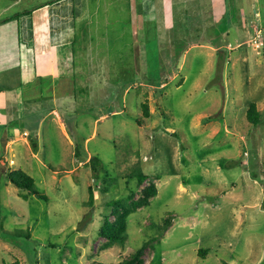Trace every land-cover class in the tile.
Returning <instances> with one entry per match:
<instances>
[{
    "label": "rangeland",
    "instance_id": "374dc122",
    "mask_svg": "<svg viewBox=\"0 0 264 264\" xmlns=\"http://www.w3.org/2000/svg\"><path fill=\"white\" fill-rule=\"evenodd\" d=\"M47 1L0 0V19ZM85 1L74 74L32 100L34 114L55 113L34 133L36 154L9 165L12 151L0 147V264H116L144 241L145 264H264V0H220L210 20L191 11L175 36L159 34L160 18L130 21L120 0ZM15 21L26 39L28 15ZM2 23L5 38L18 33ZM238 52L248 61L231 66ZM144 99L151 117L139 125ZM252 101L257 125L246 119ZM8 166L32 175L46 198L6 185ZM139 172L148 178L137 188ZM150 181L158 192L130 213L124 242L103 246L111 201L138 197Z\"/></svg>",
    "mask_w": 264,
    "mask_h": 264
},
{
    "label": "crops",
    "instance_id": "0c3cea01",
    "mask_svg": "<svg viewBox=\"0 0 264 264\" xmlns=\"http://www.w3.org/2000/svg\"><path fill=\"white\" fill-rule=\"evenodd\" d=\"M120 1L127 6L130 21L131 18L139 19L141 22L147 18H160L162 23L157 25L162 30L161 33L159 32L161 36H175L177 32L173 31L180 26V22H183L182 18H185L186 14H190L191 11L198 14L201 11L202 16L205 15L206 19H212L215 12L220 10V7L217 9L215 5L221 4L220 0L199 1L201 3L195 0H182V3L174 9L173 4L176 0ZM194 3L210 4H207L208 7L203 9H195L191 6ZM72 4H75V6ZM185 4L189 5L185 6ZM86 5L85 0H59L34 10L28 14L27 38L23 39L25 43L19 42L18 33L15 35L14 32L13 36L6 34L11 37L5 38L4 33L0 32V147L4 154L9 149L12 151L9 165H15L17 162L22 163V158L26 162L27 160L31 161V156L36 154V151L32 148L31 140H33L35 146L37 145L34 133L40 128L45 115H55L54 109L48 113L34 114V108L31 106L32 100L43 98L49 90L54 88L53 83L55 80L61 79L64 73L71 72L70 74H74L72 42L75 43L76 40L75 35L77 29H79L77 26H84V32L88 33V26L86 25L88 7ZM178 11H180V14ZM222 11H226L225 8ZM182 12H184L183 15ZM198 18L200 23L203 17L199 16ZM15 20L16 18L9 19L4 23H14L16 31H18V23ZM68 21H70V25H68ZM199 23L196 22L198 25L195 24V26L199 27L201 24ZM211 24L207 23V27H210ZM129 26L131 28V25ZM78 34L81 35V32L79 31ZM163 40L166 41L169 49L172 48L174 37L171 39L169 37L164 39L163 37L159 42L161 46ZM63 47L66 48L64 52H62ZM219 47L221 46L217 48L219 49ZM217 48L215 50H218ZM229 48L230 51L234 49L233 47ZM238 53L237 57L232 61L230 60L231 66L237 64L240 66V62L248 61L242 56V52ZM257 63L260 64L256 61V65ZM257 72H260V69ZM31 114L35 115L33 120L35 123L31 122ZM39 115L41 117L37 121ZM57 116L59 115L56 114ZM58 120L60 121L58 125L63 129V122L60 118ZM1 158L2 156H0V161H2ZM3 161L5 162V160ZM6 169L11 170L10 166ZM8 183L11 182L6 180L5 184L8 185ZM24 193L20 192L19 194L23 196Z\"/></svg>",
    "mask_w": 264,
    "mask_h": 264
},
{
    "label": "trees",
    "instance_id": "16d2710c",
    "mask_svg": "<svg viewBox=\"0 0 264 264\" xmlns=\"http://www.w3.org/2000/svg\"><path fill=\"white\" fill-rule=\"evenodd\" d=\"M59 0H49L47 2L41 3L40 5L36 6V8L43 7L48 4H53ZM31 10H25L22 12L23 14H30L32 13ZM22 13H18L13 16L4 17L3 19H0L1 22L8 21L9 19H18ZM18 37L19 42H23V39L20 35V26L18 24ZM74 44V41L72 42ZM72 44V45H73ZM141 113L139 116L136 117V121L139 125H141L145 120L150 119L151 112L149 110V104L146 99L141 101L139 103ZM246 119L248 122H250L253 125H257L260 121V110H258L257 105L254 101L250 102L246 107ZM31 144L33 147H35V144L33 140H31ZM75 155H78L77 148L75 149ZM87 162L91 163V167L94 171H96V165L99 164L97 158L95 156L91 157ZM86 162V163H87ZM7 179L16 187L19 189L25 190V193L23 194L24 197H28L30 195H36L38 197L46 198L45 194L39 192L35 187V179L27 173L24 169L18 167L13 168L9 170V172L6 174ZM148 178V175L139 172L137 174V188L142 185V183ZM89 191V197H91L92 190L91 187H88ZM136 191H131V193L127 196L126 201H122L120 199H114L110 203V214L106 215L104 217L103 223L101 227L99 228V235L105 238V242L103 246L108 247L109 245L113 244L114 242H124L126 237V229H127V219L130 213L137 210L138 208L142 206H146L149 204L150 199L154 197L158 190L156 183L154 181H150L148 184H146L141 190L140 195L138 197H135ZM113 216V219H110L109 217ZM172 214H168L165 218L162 219V222L158 225L159 233H163L166 231V229L170 226L172 221ZM147 241H144L141 246L136 248L131 254H129L127 257L122 259L121 261L117 262L116 264H145L144 260V251L147 245ZM207 253V249L200 250L198 249V254L205 256ZM10 264H20L18 260L12 261Z\"/></svg>",
    "mask_w": 264,
    "mask_h": 264
},
{
    "label": "built area",
    "instance_id": "2783aa9c",
    "mask_svg": "<svg viewBox=\"0 0 264 264\" xmlns=\"http://www.w3.org/2000/svg\"><path fill=\"white\" fill-rule=\"evenodd\" d=\"M253 43H254V46H255V47H259V42H258V40L253 39Z\"/></svg>",
    "mask_w": 264,
    "mask_h": 264
},
{
    "label": "bare ground",
    "instance_id": "6f19581e",
    "mask_svg": "<svg viewBox=\"0 0 264 264\" xmlns=\"http://www.w3.org/2000/svg\"><path fill=\"white\" fill-rule=\"evenodd\" d=\"M146 2V1H145ZM215 5V4H214ZM142 23V22H141ZM141 26V25H140ZM141 29H142V27H141Z\"/></svg>",
    "mask_w": 264,
    "mask_h": 264
}]
</instances>
